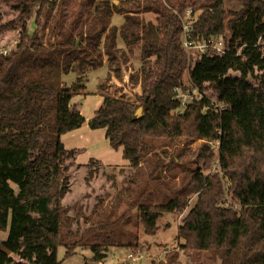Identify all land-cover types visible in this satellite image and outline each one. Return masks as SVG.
<instances>
[{
	"label": "trees",
	"instance_id": "obj_1",
	"mask_svg": "<svg viewBox=\"0 0 264 264\" xmlns=\"http://www.w3.org/2000/svg\"><path fill=\"white\" fill-rule=\"evenodd\" d=\"M188 12L189 40L221 39L220 52L188 55L181 22ZM141 14L154 15V22ZM114 15L123 18L119 27L111 24ZM0 39L18 41L12 56L0 61V232H8L0 264H60V247L65 258L87 247L101 261L103 249L125 240L137 251L139 229L155 236L165 214L179 216L182 250L214 252L220 264H264V0H242L236 11L227 10L225 0H0ZM135 52L146 63L130 77L140 97L131 101L102 90L103 106L88 127L104 129L136 175L144 163L151 172L135 195L123 189L122 213H115L122 201L117 196L95 219L92 213L76 217L65 201L71 170L81 166L78 151L65 149L61 136L85 119L71 104L78 91L63 87L62 75L106 63L108 76L120 78L121 63ZM186 74L197 90L181 110L175 90L184 88ZM175 140L201 142L193 170L179 155L165 162L157 154ZM213 142L226 190L217 172L204 173L215 157ZM82 167L86 184L105 168L93 159ZM171 177L179 179L177 187ZM133 179L127 184H136ZM159 186L168 193L153 203ZM225 192L238 210L220 204ZM123 226L128 229L118 234ZM177 259L176 251L168 252L164 264Z\"/></svg>",
	"mask_w": 264,
	"mask_h": 264
},
{
	"label": "rangeland",
	"instance_id": "obj_2",
	"mask_svg": "<svg viewBox=\"0 0 264 264\" xmlns=\"http://www.w3.org/2000/svg\"><path fill=\"white\" fill-rule=\"evenodd\" d=\"M105 1V0H98ZM109 2L119 5V0H108ZM242 0H225V7L229 11H236L240 9ZM7 18H14L15 13L10 12L7 9ZM146 20L154 22V15L146 14L142 15ZM123 23L122 16L114 15L112 19V25L119 27ZM35 26L32 24L30 26L29 32L34 30ZM118 47L125 49V45L118 38ZM193 52H189L188 55L192 56ZM146 64L140 53L135 52L132 57H129V61L126 64L121 63V77L117 78L108 76L110 73L107 64L105 63L103 67L97 70H87L82 75L76 72H69L62 75L63 87L71 88L75 93L71 100V104L74 105L81 113L83 118L90 119L94 116V113L103 106L104 97L101 94L103 91L117 92L118 94H123V96L131 101H137L141 95V90L138 85H134L130 81V77L133 74L139 73L142 66ZM151 68L153 67L152 62L148 64ZM188 76L185 75L184 83L187 81ZM79 86V87H78ZM76 87V88H74ZM103 87V88H102ZM88 125V122H87ZM85 126H81L76 132L83 133V140L77 141L76 139L70 137L71 133L67 136H61V142H65V148L68 150H77V158L75 160L76 165H80V169L71 170L70 174V184L71 192L67 197L65 203L70 207H75L76 217L83 216L85 214H90V219H95L100 211L106 210L107 207L111 205V202L115 200L118 196L120 201L119 206L116 208V214L122 213L126 208L125 196L123 194V189L131 187L133 189V195H135L136 190L141 188L147 179V176L151 172L148 163H144L141 167V172L136 175V171L128 167L119 168L116 166H107L108 164H118L123 162L126 164L127 161L122 159L121 153L122 148L113 149L109 146L105 138V130L97 129L91 130L92 134H87L85 131ZM66 135V134H65ZM210 143L211 148L214 150L215 157L213 158L210 168L204 171L205 174L218 173L221 178L224 188L230 185L229 181L226 180L223 173L219 169V164H217V153L216 144ZM201 145L200 141L195 143H185L175 140L173 143L168 144L166 147H160L156 152L165 161L168 162L171 156L179 155L178 160L180 163L184 164L187 169L193 170L195 168V158L196 151ZM111 154L114 156H119L116 159L121 161L118 163L108 162L110 159L104 160L103 165L104 170L95 171V177L89 184H86L84 178L87 174L86 169H82L84 165H87V161L90 159L98 160L102 157H107ZM109 157V156H108ZM112 162H115L112 161ZM89 163V162H88ZM128 163V162H127ZM133 177L136 184L131 183L128 185V180ZM124 180V182H123ZM171 186L174 188L179 184V179L169 178ZM121 192V193H120ZM163 193H168L162 186L154 188L152 190L151 198L153 203H160L163 200ZM228 198L225 192L224 197ZM122 197V199H121ZM223 197V198H224ZM222 198V200H223ZM221 200V201H222ZM99 202V205H95ZM194 202V198L191 199L190 205ZM95 206V207H94ZM239 209V208H238ZM235 209V210H238ZM93 211V212H92ZM90 223V222H89ZM178 223L179 216L176 214H165L158 222L160 230L155 236H147L143 233L142 228L139 229V250L142 252L137 259V264H164L166 261V253L176 251L178 253V264H220V259L214 252H197V251H184L182 250V245L184 241L178 237ZM128 228L124 226L121 227L117 233L123 235ZM8 232H0V242L6 240ZM120 235V236H121ZM128 241V240H125ZM118 247H107L103 249L105 258L101 261L93 260V253L87 247H80L74 251V254L70 257L65 258L66 249L60 247L57 251V260L60 264H130L127 259V254L130 252H135L128 246L125 242ZM147 251L149 254H147Z\"/></svg>",
	"mask_w": 264,
	"mask_h": 264
},
{
	"label": "built area",
	"instance_id": "obj_3",
	"mask_svg": "<svg viewBox=\"0 0 264 264\" xmlns=\"http://www.w3.org/2000/svg\"><path fill=\"white\" fill-rule=\"evenodd\" d=\"M189 13L190 12H188L184 18H181V22L183 25V46L186 49L187 53L189 52L204 53L206 49L208 48H212L220 52L223 47L221 39L213 38L204 43H199V44H195L189 40L190 33L192 31V27L188 23ZM17 42H18L17 40H13L6 44V43L1 42V39H0V61L12 56L14 48L17 45ZM183 86H184L183 89L178 88L175 90L176 92L175 99L179 100L181 110L187 106L188 102H190V100L193 98L192 93L195 94L197 90L193 87L189 78L187 79V81L184 83ZM185 88L190 89V91L185 90ZM220 109H223V108L220 107ZM213 143L216 144V151H217L218 142H213ZM216 159H217V164H219L218 155ZM220 204L225 207L232 206L233 209L239 208L238 205L232 204L231 201L226 196L223 198ZM141 253L142 252L140 250L128 253L127 259L129 260L130 264H137V259L139 258V255Z\"/></svg>",
	"mask_w": 264,
	"mask_h": 264
},
{
	"label": "crops",
	"instance_id": "obj_4",
	"mask_svg": "<svg viewBox=\"0 0 264 264\" xmlns=\"http://www.w3.org/2000/svg\"><path fill=\"white\" fill-rule=\"evenodd\" d=\"M87 122H88V119H86L85 120V123L82 125V126H85V128H83V129H85V131H87V134H92L93 133V131H91L89 128H88V125H87ZM71 134V136L70 137H72V138H74V139H76L77 141H80V140H83V133H81V132H76V131H72V132H70ZM105 134V133H104ZM68 135V133L66 134V135H64V136H67ZM64 136H62V137H64ZM108 142V141H107ZM62 143H63V145H64V147L66 146L65 145V142H63L62 141ZM109 144V143H108ZM110 146V145H109ZM66 149V148H65ZM68 150V149H67ZM109 156V157H108ZM107 157H102L103 159H101V158H99L97 161H99V162H101L102 164H104L105 163V160H107V159H110L108 162H110V163H118V162H120L121 160L120 159H116V158H118L119 156H114V155H112L111 154V156H110V154L108 155ZM121 157H122V159H124L123 158V156H122V153H121ZM77 158V157H76ZM76 160V159H75ZM91 160V159H90ZM89 160V161H90ZM102 160H104V163H103V161ZM115 160V162H112V161H114ZM125 160V159H124ZM89 161H87V164H88V162ZM126 161V160H125ZM128 162V161H127ZM126 162V164H123V162H120V163H118V164H108L107 166H116V167H119V168H123V167H128L129 166V162L127 163ZM147 254H149V252L147 251Z\"/></svg>",
	"mask_w": 264,
	"mask_h": 264
},
{
	"label": "water",
	"instance_id": "obj_5",
	"mask_svg": "<svg viewBox=\"0 0 264 264\" xmlns=\"http://www.w3.org/2000/svg\"><path fill=\"white\" fill-rule=\"evenodd\" d=\"M140 114H141V109H138L137 112H136V115L140 116Z\"/></svg>",
	"mask_w": 264,
	"mask_h": 264
}]
</instances>
